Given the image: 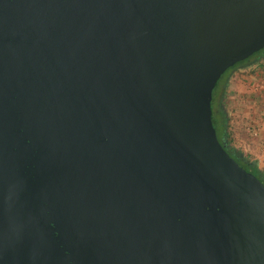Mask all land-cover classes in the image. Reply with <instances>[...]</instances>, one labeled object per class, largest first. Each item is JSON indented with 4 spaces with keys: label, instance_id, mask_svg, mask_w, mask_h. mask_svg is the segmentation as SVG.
I'll return each instance as SVG.
<instances>
[{
    "label": "water",
    "instance_id": "obj_1",
    "mask_svg": "<svg viewBox=\"0 0 264 264\" xmlns=\"http://www.w3.org/2000/svg\"><path fill=\"white\" fill-rule=\"evenodd\" d=\"M263 48L264 0H0V264H264L212 108Z\"/></svg>",
    "mask_w": 264,
    "mask_h": 264
},
{
    "label": "crops",
    "instance_id": "obj_2",
    "mask_svg": "<svg viewBox=\"0 0 264 264\" xmlns=\"http://www.w3.org/2000/svg\"><path fill=\"white\" fill-rule=\"evenodd\" d=\"M228 91L227 109L236 139L264 168V61L233 72Z\"/></svg>",
    "mask_w": 264,
    "mask_h": 264
},
{
    "label": "trees",
    "instance_id": "obj_3",
    "mask_svg": "<svg viewBox=\"0 0 264 264\" xmlns=\"http://www.w3.org/2000/svg\"><path fill=\"white\" fill-rule=\"evenodd\" d=\"M254 55L259 56V60L264 58V48ZM235 66L229 68L227 71L234 69ZM237 71V70H235ZM233 71V72H235ZM232 72V74H233ZM231 75V74H230ZM224 76L222 75L221 79ZM220 79V80H221ZM218 86V85H217ZM217 88V87H216ZM216 94V90L213 92V98ZM212 98V99H213ZM214 125L216 122L220 125L223 131V146L226 147V150L246 169L254 173L263 183H264V169L259 168L258 163L256 161V157L239 141H237L233 125L230 121L229 115L222 110L219 109V113H217L216 117H213Z\"/></svg>",
    "mask_w": 264,
    "mask_h": 264
},
{
    "label": "flooded vegetation",
    "instance_id": "obj_4",
    "mask_svg": "<svg viewBox=\"0 0 264 264\" xmlns=\"http://www.w3.org/2000/svg\"><path fill=\"white\" fill-rule=\"evenodd\" d=\"M259 60V56L258 55H252L249 58L238 62L237 64H235V68L232 69V71H226L223 74V78L220 80H218L213 92L216 90V94L214 96V98L212 99V108H213V117H216L217 113H219V109L222 108L223 111H225V107L228 105V98L227 101L224 102L226 100V97H228V90H229V85H230V79H231V75L233 71L238 70L239 67H243V66H247L251 63H254L256 61ZM233 67V66H232ZM230 67V68H232ZM222 77V76H221ZM218 85V86H217ZM217 87V88H216ZM228 112V110H227ZM225 111V113L228 115ZM215 128H216V132H217V136L220 140V142H223V131L220 127V125L218 124V122L215 123ZM226 148V147H225Z\"/></svg>",
    "mask_w": 264,
    "mask_h": 264
}]
</instances>
